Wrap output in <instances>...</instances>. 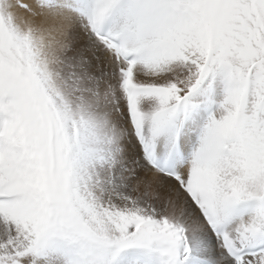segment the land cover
Masks as SVG:
<instances>
[{
  "label": "snow or ice",
  "instance_id": "snow-or-ice-1",
  "mask_svg": "<svg viewBox=\"0 0 264 264\" xmlns=\"http://www.w3.org/2000/svg\"><path fill=\"white\" fill-rule=\"evenodd\" d=\"M0 264H264V0H0Z\"/></svg>",
  "mask_w": 264,
  "mask_h": 264
}]
</instances>
